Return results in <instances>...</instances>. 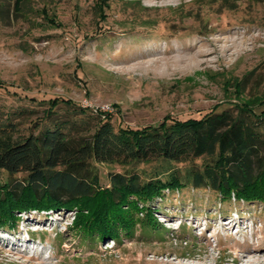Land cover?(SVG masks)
Wrapping results in <instances>:
<instances>
[{
	"label": "rangeland",
	"instance_id": "rangeland-1",
	"mask_svg": "<svg viewBox=\"0 0 264 264\" xmlns=\"http://www.w3.org/2000/svg\"><path fill=\"white\" fill-rule=\"evenodd\" d=\"M2 4L0 125L14 140L55 124L90 138L106 120L119 130L227 110L240 116L245 103L264 132V0ZM203 161L174 163L158 178L184 177ZM158 164L94 163L101 188L117 172L150 180ZM24 176L0 169L2 183ZM164 193L151 206L162 236L144 235L139 223L133 238L92 242L74 228L76 210H33L0 228V264H231L236 247L264 251V202H224L192 186Z\"/></svg>",
	"mask_w": 264,
	"mask_h": 264
},
{
	"label": "trees",
	"instance_id": "trees-1",
	"mask_svg": "<svg viewBox=\"0 0 264 264\" xmlns=\"http://www.w3.org/2000/svg\"><path fill=\"white\" fill-rule=\"evenodd\" d=\"M237 111L240 116L227 110L137 129L116 130L106 120L90 138L75 137L65 124H55L14 140L0 125V169L11 176L25 174L15 182H0V228L17 227L24 212L74 209L73 226L83 239L120 243L123 236L134 237L139 223L144 235L162 236L151 206L166 189L209 188L224 202H264V132L257 128L258 113L247 103ZM201 158L202 167H187L184 177L170 173L166 180L158 178L174 163ZM149 162L160 166L150 180L136 172L111 173L104 188L94 165Z\"/></svg>",
	"mask_w": 264,
	"mask_h": 264
},
{
	"label": "bare ground",
	"instance_id": "bare-ground-1",
	"mask_svg": "<svg viewBox=\"0 0 264 264\" xmlns=\"http://www.w3.org/2000/svg\"><path fill=\"white\" fill-rule=\"evenodd\" d=\"M233 256L234 259L231 264H264V251L262 248H259L257 243L247 249L236 247L235 255ZM250 257H252L253 260L247 261Z\"/></svg>",
	"mask_w": 264,
	"mask_h": 264
}]
</instances>
